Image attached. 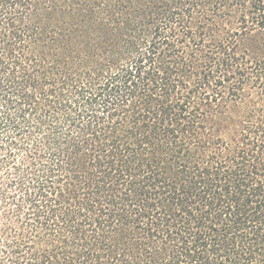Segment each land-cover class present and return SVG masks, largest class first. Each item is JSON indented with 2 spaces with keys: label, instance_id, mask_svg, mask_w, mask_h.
Here are the masks:
<instances>
[{
  "label": "trees",
  "instance_id": "1",
  "mask_svg": "<svg viewBox=\"0 0 264 264\" xmlns=\"http://www.w3.org/2000/svg\"><path fill=\"white\" fill-rule=\"evenodd\" d=\"M0 264H264V0H0Z\"/></svg>",
  "mask_w": 264,
  "mask_h": 264
}]
</instances>
